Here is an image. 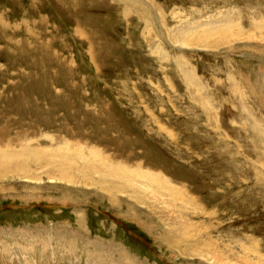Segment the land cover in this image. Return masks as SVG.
Masks as SVG:
<instances>
[{"label":"rangeland","instance_id":"obj_1","mask_svg":"<svg viewBox=\"0 0 264 264\" xmlns=\"http://www.w3.org/2000/svg\"><path fill=\"white\" fill-rule=\"evenodd\" d=\"M10 151L0 264H264V0H0Z\"/></svg>","mask_w":264,"mask_h":264},{"label":"bare ground","instance_id":"obj_2","mask_svg":"<svg viewBox=\"0 0 264 264\" xmlns=\"http://www.w3.org/2000/svg\"><path fill=\"white\" fill-rule=\"evenodd\" d=\"M29 147L26 148V150L28 149ZM30 149V148H29ZM25 150V151H26ZM4 151V150H3ZM6 151V150H5ZM24 151V152H25ZM30 151V150H29ZM33 150H31L30 152H32ZM64 151V150H63ZM78 151V150H76ZM75 151V152H76ZM22 152V151H21ZM28 152V151H27ZM74 152V153H75ZM93 152V151H92ZM97 152V151H96ZM94 152V153H96ZM19 152H2V155L0 156V163L1 165H6V169L7 170H12V169H15L17 171H20V172H26L28 170V166H27V163H28V156L25 155V154H17ZM35 152L33 151L32 154H34ZM60 153V152H59ZM78 153V152H77ZM81 153V152H80ZM41 154V151L37 152L35 157H34V160H38V158H40L39 156ZM45 154V153H44ZM42 153V155H44ZM66 156H64V161H67V165L69 164L68 167L66 166H63L64 169H66V173H69L70 169L73 168V166H75L76 164L72 161H73V156L74 154H72L71 156L69 155L70 153H68L66 151ZM26 157H25V156ZM53 155V154H52ZM61 155V154H60ZM77 155H80L82 158L86 159V157L83 155V154H77ZM94 154H92L93 156ZM99 155V153H98ZM21 156H24L23 158ZM30 156V155H29ZM47 156V155H46ZM45 156V157H46ZM96 156V154H95ZM3 158V159H2ZM33 158V157H32ZM48 158V157H47ZM88 158V157H87ZM98 158V156H97ZM96 158V159H97ZM49 159V158H48ZM89 159V158H88ZM95 159V160H96ZM30 160H31V157H30ZM29 160V161H30ZM33 160V159H32ZM87 160V159H86ZM94 160V159H93ZM93 160H90L87 162V165L89 167H85L86 170H93V172H96L97 174L100 175L101 178L103 177H107L108 179L110 177L116 179L117 181H120L122 183H125L126 185H132V181H136V179L139 177L140 178V175H142L140 173V171L138 170H131L130 168L128 167H120L119 169H117V166L115 165H112L110 164L108 161L107 162H104V161H101V162H97V161H93ZM99 161V160H98ZM106 161V160H105ZM55 162V161H54ZM56 163V162H55ZM65 163V162H64ZM86 164V163H85ZM73 170V169H72ZM78 170V169H77ZM92 171H90L91 173ZM92 172V173H93ZM66 175V174H65ZM98 175V176H99ZM146 178H147V181H150V182H153V183H156V184H160V185H163L164 184V180L161 179L159 176H156V175H153L152 174H149V173H146ZM145 176V175H144ZM68 178L70 176H67ZM74 178V177H73ZM166 183V182H165ZM159 186V185H158ZM164 187H166L165 185H163ZM173 190V189H172ZM176 192V190H173Z\"/></svg>","mask_w":264,"mask_h":264}]
</instances>
